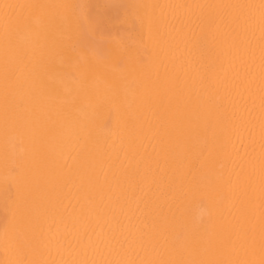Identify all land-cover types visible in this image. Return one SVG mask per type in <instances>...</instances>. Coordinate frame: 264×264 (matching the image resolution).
<instances>
[{
	"label": "bare ground",
	"instance_id": "bare-ground-1",
	"mask_svg": "<svg viewBox=\"0 0 264 264\" xmlns=\"http://www.w3.org/2000/svg\"><path fill=\"white\" fill-rule=\"evenodd\" d=\"M0 264H264V0H0Z\"/></svg>",
	"mask_w": 264,
	"mask_h": 264
}]
</instances>
